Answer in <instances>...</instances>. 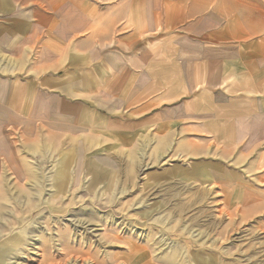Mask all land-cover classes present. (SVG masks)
Segmentation results:
<instances>
[{
  "label": "crops",
  "instance_id": "crops-1",
  "mask_svg": "<svg viewBox=\"0 0 264 264\" xmlns=\"http://www.w3.org/2000/svg\"><path fill=\"white\" fill-rule=\"evenodd\" d=\"M43 92L127 145L171 150L160 160L203 161L244 202L264 145V0H0V103L32 115Z\"/></svg>",
  "mask_w": 264,
  "mask_h": 264
},
{
  "label": "rangeland",
  "instance_id": "rangeland-1",
  "mask_svg": "<svg viewBox=\"0 0 264 264\" xmlns=\"http://www.w3.org/2000/svg\"><path fill=\"white\" fill-rule=\"evenodd\" d=\"M15 102L0 103V246L25 241L3 264H264V145L243 202L200 177L203 161L94 129L76 99L43 92L32 115Z\"/></svg>",
  "mask_w": 264,
  "mask_h": 264
},
{
  "label": "bare ground",
  "instance_id": "bare-ground-1",
  "mask_svg": "<svg viewBox=\"0 0 264 264\" xmlns=\"http://www.w3.org/2000/svg\"><path fill=\"white\" fill-rule=\"evenodd\" d=\"M62 182V181H61ZM64 185H62V187H63ZM0 191L1 192H6V193H10V190L6 187V186H4V188H1L0 189ZM4 204V203H3ZM3 204H1L0 203V207H2V209H4L5 208V206L3 205ZM51 208H53L52 206H50ZM59 210H61V209H59ZM23 219V217H20V220H22ZM76 222H77V220H76ZM82 223H84V222H82ZM11 238V239H10ZM9 239L13 242V247H11L9 250H15L21 243H22V241H25V239H20V238H18V236L15 234H13L12 235V237H10ZM7 251H8V249H6ZM5 250V251H6ZM166 255V254H165ZM150 256V255H149ZM163 256V255H162ZM169 257V264H177V261H178V254H175V253H169V255H168ZM185 257V256H184ZM202 261H204V264H215L214 262L212 263V262H210V261H208L207 259H203ZM15 262H17V260L15 261ZM200 262V259L198 260V263ZM201 263V262H200Z\"/></svg>",
  "mask_w": 264,
  "mask_h": 264
}]
</instances>
